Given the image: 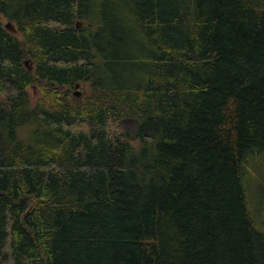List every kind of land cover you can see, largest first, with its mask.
Returning <instances> with one entry per match:
<instances>
[{
	"label": "trees",
	"instance_id": "obj_1",
	"mask_svg": "<svg viewBox=\"0 0 264 264\" xmlns=\"http://www.w3.org/2000/svg\"><path fill=\"white\" fill-rule=\"evenodd\" d=\"M263 151L264 0H0V264H264Z\"/></svg>",
	"mask_w": 264,
	"mask_h": 264
},
{
	"label": "rangeland",
	"instance_id": "obj_2",
	"mask_svg": "<svg viewBox=\"0 0 264 264\" xmlns=\"http://www.w3.org/2000/svg\"><path fill=\"white\" fill-rule=\"evenodd\" d=\"M2 20L5 26L10 22L4 18ZM11 32L18 34L16 30ZM78 90L81 91L79 88ZM30 92L33 98L39 94L36 87L30 88ZM75 92L77 89H74ZM125 125L130 127L129 122H126ZM246 166L248 170V197L249 200L251 199L250 210L260 231L264 232V151L251 156L246 162Z\"/></svg>",
	"mask_w": 264,
	"mask_h": 264
},
{
	"label": "water",
	"instance_id": "obj_3",
	"mask_svg": "<svg viewBox=\"0 0 264 264\" xmlns=\"http://www.w3.org/2000/svg\"><path fill=\"white\" fill-rule=\"evenodd\" d=\"M77 25H79V24L77 23ZM6 28L9 29V30H11V31L16 30V28H15V26H14V24H13L12 22H9V23L6 25ZM76 87H78V84L76 85ZM75 93H76L77 95H80L79 92H75Z\"/></svg>",
	"mask_w": 264,
	"mask_h": 264
}]
</instances>
